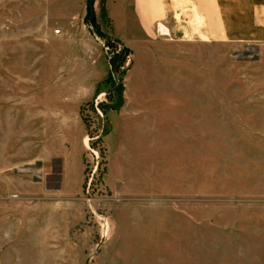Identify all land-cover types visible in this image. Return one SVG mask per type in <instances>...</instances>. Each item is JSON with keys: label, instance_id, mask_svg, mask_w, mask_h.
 <instances>
[{"label": "rangeland", "instance_id": "1", "mask_svg": "<svg viewBox=\"0 0 264 264\" xmlns=\"http://www.w3.org/2000/svg\"><path fill=\"white\" fill-rule=\"evenodd\" d=\"M94 14L96 19L95 6ZM104 15L103 24L96 19L97 25H90L108 67L93 99L78 110L89 138L82 155L83 185L73 197H61L51 175L59 161L44 154L45 185L29 190L28 229L25 223L20 228V217L0 220V264H264V151L255 139L245 147L232 122V111L243 110L233 102L264 99V45L259 50L252 44L171 41L159 34L157 23L151 38L162 44L140 43L146 50L135 44L136 53L110 36L111 22ZM6 19L20 20L18 0H0V25ZM2 54L0 70L18 71L20 60ZM114 54L124 56L116 67ZM135 56L136 61L142 57L147 71L140 75L142 101L179 99L201 114H189L188 122H173L170 132L161 133L167 135L159 139L166 153L148 154L144 147L123 171L114 154L110 170L108 145L117 153L110 115L126 103ZM155 67L170 73L157 79ZM27 79L36 81L0 74V100L6 96L20 103L28 94L34 101L38 93L48 98ZM260 120L253 122L264 126ZM15 126L0 123V139L11 140ZM45 126L47 131L50 124ZM149 139L133 143L149 145ZM36 148L30 138L24 153L12 158H35ZM8 214L20 216V211Z\"/></svg>", "mask_w": 264, "mask_h": 264}, {"label": "crops", "instance_id": "2", "mask_svg": "<svg viewBox=\"0 0 264 264\" xmlns=\"http://www.w3.org/2000/svg\"><path fill=\"white\" fill-rule=\"evenodd\" d=\"M18 1L20 20L6 19L0 25V54L4 53L1 56L4 59H19L20 68L16 72L4 68L0 74L35 76L36 81L27 79V84L38 92L47 91L48 98L38 93L34 101L28 94H22L20 103L7 100L6 96L0 100V123L17 124L11 140L0 139V154L4 156V163L0 164V190L5 191L0 194V220L20 217V228L23 229L25 223L28 229L29 190L45 185L44 154L59 161L57 173L52 168L51 175L57 180L61 197H73L83 185L82 155L89 147V138L84 133L78 110L93 99L108 61L92 35L87 0ZM101 2L95 0L94 4L98 23L103 24L101 15L105 13L104 17L111 22L110 36L134 52L135 44L140 47V43L149 41L162 44L151 38L156 24L159 26L162 22L169 30L171 41L252 44L259 50L264 45V0H106L100 14ZM57 27L60 28L58 33L55 32ZM136 57L132 80L126 85V103L110 115L117 150L114 153L113 146L108 145L110 170L114 154L115 164L122 171L129 168L132 155L142 152L144 147L149 149L148 154H162L165 151L159 139L167 135L161 133L170 132L173 122H188L189 114H201L198 109L189 110L188 103L179 99L142 101L140 75L144 77L147 71L142 57L138 61ZM153 70L157 79L161 78L158 75L170 73L156 67ZM172 85L170 82L169 86ZM233 106L243 107V110L232 111L235 124V133H232L245 147L252 145L251 139L257 140L259 151H264V126L253 122L257 118L264 122V99H245L233 102ZM46 122L50 124L48 132ZM30 138L32 143L36 142L35 158L13 159L14 155L24 153ZM139 138H150L149 145L134 144ZM46 139L51 142L46 143ZM123 180L117 178L118 183ZM9 210H19L20 216L8 214ZM40 217L37 213V218ZM8 223L3 225L6 233Z\"/></svg>", "mask_w": 264, "mask_h": 264}, {"label": "trees", "instance_id": "3", "mask_svg": "<svg viewBox=\"0 0 264 264\" xmlns=\"http://www.w3.org/2000/svg\"><path fill=\"white\" fill-rule=\"evenodd\" d=\"M94 1L95 0H88L87 2V9H88V19L90 20V22L92 23V25H97L96 24V19H95V14H94ZM117 43H119L118 41H116ZM110 43V42H108ZM124 54H126L129 50L127 48H124L123 50ZM124 56H121V54H114L112 57V64L114 65V67H116V60L123 58ZM122 105V103L120 105L117 106L116 109L120 108Z\"/></svg>", "mask_w": 264, "mask_h": 264}, {"label": "bare ground", "instance_id": "4", "mask_svg": "<svg viewBox=\"0 0 264 264\" xmlns=\"http://www.w3.org/2000/svg\"><path fill=\"white\" fill-rule=\"evenodd\" d=\"M159 34L161 36H169L168 28L162 23L159 24Z\"/></svg>", "mask_w": 264, "mask_h": 264}, {"label": "built area", "instance_id": "5", "mask_svg": "<svg viewBox=\"0 0 264 264\" xmlns=\"http://www.w3.org/2000/svg\"><path fill=\"white\" fill-rule=\"evenodd\" d=\"M56 33H58V31H56Z\"/></svg>", "mask_w": 264, "mask_h": 264}]
</instances>
